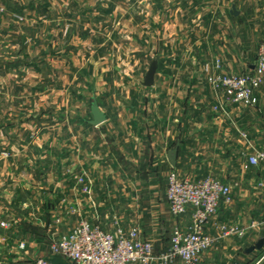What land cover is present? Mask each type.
<instances>
[{
	"label": "rangeland",
	"instance_id": "rangeland-1",
	"mask_svg": "<svg viewBox=\"0 0 264 264\" xmlns=\"http://www.w3.org/2000/svg\"><path fill=\"white\" fill-rule=\"evenodd\" d=\"M184 1L29 0L32 7H0V23L8 21L0 27V162L31 169L34 179L49 183L39 189L46 198L54 204L60 200L69 214L80 213L78 224L66 233L84 221L111 231L121 228L127 235L137 227L154 245L151 233L157 228L155 238L163 245L178 221L168 212L169 173L176 170L195 181L230 175L217 165L204 172L199 157L170 168L154 150L137 149L133 135L121 142L109 122L90 123L94 102L109 119L130 118L126 123L134 133H143L139 128L154 111L152 86L143 85L156 59L152 38L131 44L120 28H105L109 11L161 7L163 17L176 3L200 7V0ZM213 3L227 14L233 7L251 8L237 0ZM243 22L242 40L251 39V28ZM161 31L163 40L165 28ZM262 169L263 163L249 172L261 178ZM76 198L80 211L73 210ZM28 248L18 240V264H37L29 260Z\"/></svg>",
	"mask_w": 264,
	"mask_h": 264
},
{
	"label": "crops",
	"instance_id": "crops-1",
	"mask_svg": "<svg viewBox=\"0 0 264 264\" xmlns=\"http://www.w3.org/2000/svg\"><path fill=\"white\" fill-rule=\"evenodd\" d=\"M237 1L251 8L233 7L227 14L219 3L200 0V7L176 3L162 17L161 7H115L104 25L120 28L131 44L144 43L145 37L150 36L159 63L152 86L154 111L139 128L143 133L130 130V122L126 123L130 118L109 119L106 115L105 122H109L116 139L127 143L133 135L138 141L137 149L154 150L155 156L170 168L174 165L168 155L178 147L176 167L187 158L199 157L204 172L216 165L230 172L221 181L232 187L233 200L222 201L217 215L206 225L209 234L220 238L203 253L201 264H264V246L249 251L264 237V188L260 186L264 163L261 178L250 173L252 166H247L250 156L264 151V81L251 103H235L230 94L208 81L203 70L205 63L214 65L216 59L222 61L227 73H249L255 69L258 46L264 38V0ZM0 7L32 6L29 0H0ZM113 19L114 23H108ZM1 21L0 27L7 26L5 18ZM242 22L251 28V39L242 40ZM162 28L166 34L163 40ZM163 60L168 64L164 65ZM48 184L34 179L31 169L0 162V264H18V240L28 245L32 263L45 258L48 264H74L52 254L50 243L78 224L80 213L69 214L65 206L61 208L60 200L54 204L46 198L39 189ZM76 199L78 206L74 199L73 210L76 206L80 211L81 201ZM191 214L192 208L175 224L189 226ZM56 215L60 216L59 222ZM224 223L243 233L221 237ZM157 231L155 228L151 234L156 237ZM155 237L157 253L170 246L171 239L162 245Z\"/></svg>",
	"mask_w": 264,
	"mask_h": 264
},
{
	"label": "built area",
	"instance_id": "built-area-1",
	"mask_svg": "<svg viewBox=\"0 0 264 264\" xmlns=\"http://www.w3.org/2000/svg\"><path fill=\"white\" fill-rule=\"evenodd\" d=\"M203 70L208 74V81L230 94L235 103H251L255 91L264 81V40L259 44L252 72H224L220 59H216L214 65L205 63ZM249 163L252 166L264 163V151L250 156ZM260 186L264 188V180ZM166 197L175 218L183 217L190 208L192 214L189 226H174L170 246L165 251L157 253L154 245L140 236L137 227L127 235L121 228L111 231L99 223L84 221L54 239L50 252L74 264H174L179 261L181 264H201L203 253L220 238L209 234L206 225L217 215L222 201L230 203L233 200L232 187L217 178L195 181L172 170L168 175ZM235 233L242 234L243 231L233 225H221V237ZM37 264H48V261L40 258Z\"/></svg>",
	"mask_w": 264,
	"mask_h": 264
},
{
	"label": "water",
	"instance_id": "water-1",
	"mask_svg": "<svg viewBox=\"0 0 264 264\" xmlns=\"http://www.w3.org/2000/svg\"><path fill=\"white\" fill-rule=\"evenodd\" d=\"M159 63L158 60H153L143 81V85L151 87L154 85L155 82V75L156 71L158 69ZM92 114H93V119L90 121L92 125H99L103 123L106 120V114L103 112L98 103L94 102L92 106ZM169 160L172 163V165H176L177 163V157H178V147H176L174 150L170 151L169 155ZM264 246V237L261 238L254 246H252L249 251L254 250L255 248L261 249Z\"/></svg>",
	"mask_w": 264,
	"mask_h": 264
}]
</instances>
